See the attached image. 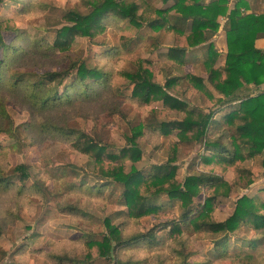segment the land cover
Returning a JSON list of instances; mask_svg holds the SVG:
<instances>
[{
	"label": "rangeland",
	"instance_id": "1",
	"mask_svg": "<svg viewBox=\"0 0 264 264\" xmlns=\"http://www.w3.org/2000/svg\"><path fill=\"white\" fill-rule=\"evenodd\" d=\"M148 3L154 9L162 7L160 0H150ZM70 9L85 13L84 0H11L0 4V23L8 29L3 33L4 41L22 50L15 68L42 73L67 69L71 63L77 66L85 63L88 68H96L106 75L105 87H96V95H91L88 100H74L71 104L47 111H34L17 97L7 95L2 98L18 131L17 140L0 137V144L6 148V155L0 157V166L7 165L10 170L19 165L28 166L27 183L32 184L37 180L43 194L24 197L12 192L0 194V228L3 231L0 237V264H157L166 261L168 251L165 245H161L163 242L152 246L148 243L128 246L116 250V253L114 251L110 257L100 256L98 244L107 234V224L111 228L117 227L122 238H127L136 231L157 230L158 225L178 220L180 213L176 204L167 197H161L157 205L163 208V212L140 219L136 225L122 213L126 209L119 205L121 186L116 185L114 194H111V190L99 194L94 188L111 184L100 169L106 171L109 167H116V164L105 156L102 166H90V158L81 152L75 138L68 141L53 134H42L38 125L48 121L69 131L82 133L85 141L97 143L115 155L128 146L126 138L131 137L133 127H144L154 120L165 123L180 121L185 112L171 110L160 102L146 103L132 97L133 85L123 74L134 73L139 68H147L152 81L162 88L169 79H181L177 85L165 91L189 109H200L204 113L216 109L220 104L217 101L222 97L210 84L203 65L208 44L185 48V54L177 56L172 52L178 47L175 44L177 37L166 26L159 31L145 25L136 29L126 20L105 16L93 29L90 38H76L65 51L54 50L52 46L56 42L57 31L69 25L63 15ZM223 21L220 20L221 27ZM211 43L216 54L213 66L215 69L221 68L226 46L220 31ZM179 46L183 47L185 43L180 41ZM188 76L202 81V92L192 89L186 79ZM74 77L72 70L67 83H74ZM257 91L264 92V84ZM228 113H231V109L216 115L219 126L208 129L209 135L220 138L227 147L231 140L226 134L232 131L225 133L228 125L223 118ZM137 142L141 156L135 163L123 160L125 174L129 173L131 167L145 171L151 166L165 164L171 157V146L177 142L176 132L164 136L146 129ZM175 148L172 166L176 169L177 183H181L194 168L221 176L230 185L229 192L225 187L214 192L217 197L212 200L210 209L213 221L220 222L231 216L242 197L252 201V207L264 216L261 166L264 153L247 157L245 152H241L237 167L250 171L253 176V184L242 189L234 185L233 166L218 162L213 157L209 163L201 162L203 144H178ZM63 167L67 171L69 167H77L75 171L79 176L75 177L69 172L64 175L59 171ZM81 183L88 190L77 187L70 189V186ZM44 189L51 194L48 196ZM226 191L228 196L225 197ZM211 195V191L203 190L194 200L191 210H197ZM60 202L74 204L83 215L60 213L57 206ZM166 231L157 234L162 241L166 239ZM255 234L257 232L253 228L241 224L229 235L227 253L222 257L215 252L207 234L190 228L179 229L178 236L187 242L186 252L190 254L188 262L191 264H243L245 254L252 256V264H264V243L249 252L247 241ZM60 258L70 259L74 263L59 261Z\"/></svg>",
	"mask_w": 264,
	"mask_h": 264
},
{
	"label": "trees",
	"instance_id": "2",
	"mask_svg": "<svg viewBox=\"0 0 264 264\" xmlns=\"http://www.w3.org/2000/svg\"><path fill=\"white\" fill-rule=\"evenodd\" d=\"M5 1L11 0H0V4ZM149 1L84 0L85 13L75 9L64 12L63 18L69 25L57 31L56 42L52 47L54 50L65 51L76 38H90L93 29L105 16L126 20L136 29L145 25L153 31H159L166 26L177 37L175 44L178 47L172 51L177 56L185 54V48L208 44L203 65L210 84L222 97L217 101L220 103L218 107L207 113L196 108L189 109L166 92L177 85L181 79H169L162 88L152 81V75L147 68H139L134 73L123 74L133 85L132 97L146 103L160 102L171 110L185 112L180 121L165 123L154 120L147 126L133 127L131 137L126 138L128 146L120 149L115 155L108 153L105 147L97 143L85 141L84 134L69 131L64 126L46 121L38 125V130L42 134H53L68 141L75 138L77 146L81 147V152L90 158V166H102L105 163L103 158L108 156L116 167H109L106 171L100 169V171H103L104 178L111 184L94 188L99 194L105 190H111V194H114L116 185L121 186L119 205L126 209V212L122 213H125L127 219L133 220L136 225L140 219L157 216L158 212H163V208L157 205L161 197H167L179 210L178 220L158 225L160 227L157 230L151 229L143 233L136 231L127 238H122L117 227L111 228L107 224V234L98 244L101 257H110L114 251L116 253L118 249L136 244L148 243L152 246L163 242L164 244L161 245L167 248L168 258L157 264H191L188 262L190 254L186 252L187 242L183 237L178 236L179 229L190 228L198 233L207 234L215 252L222 257L227 253L229 235L241 224L257 232L247 241L248 248L251 250L249 252H253L264 243V216L259 215L252 207V201L242 197L231 216L220 222L213 221L210 217V209L212 200L217 197L214 192L224 187L229 192L230 185L224 182L221 176L194 168L181 183H177L176 169L172 166V162H174L175 147L178 144H203L204 156L201 157V162L209 163L213 157L218 162L233 166L236 187L247 189L253 184L251 172L238 168L236 163L239 162L242 151L247 157L264 153V92L257 91L259 86L264 84V53L255 46V42L264 36V11L258 16L247 14L249 0H234L231 8V0H160L162 7L157 9L151 7ZM169 2H171L170 5H168ZM221 19L225 20L222 27ZM219 31L224 38L226 54L224 65L215 69L213 65L216 54L211 41ZM5 32H8V29L2 27L0 23V137L17 140V127L2 100L7 95L17 97L21 103L28 104L34 111L42 112L71 104L74 100L86 101L91 95H96V87H105L106 75L96 68H88L85 63L78 66L76 63H71L67 69L42 73L25 72L15 68L14 64L20 58L22 50L4 41L3 33ZM180 41L184 42L185 46L180 47ZM72 70L75 72L74 83L68 84L67 79ZM186 79L192 89L194 88L197 92L203 91L200 79L193 76H188ZM233 103L234 106H232ZM228 109H231V113L223 118L224 123L228 125L225 133L232 131L231 134H226V137L231 140L230 146L227 147L220 138L215 139L209 135L208 129L218 127L219 121L215 119L216 115ZM237 122H239L238 125H236ZM146 129L151 133L160 132L164 136H168L173 131L176 132L177 142L171 146V157L163 165L151 166L145 171L131 167L129 173L125 174L123 160L127 159L135 163L140 158L137 139ZM5 149L0 144V157L6 155ZM261 166L264 178V159L261 160ZM69 168L68 171L66 167L59 168V171L64 175L69 172L75 177L79 176V173L75 171L78 170L77 167ZM28 178L26 165H19L11 170L7 165L0 166V194L12 192L18 197L43 194L37 180L28 184ZM75 187L88 190L83 183L78 186L72 185L70 189ZM45 190L49 196L51 193L47 189L43 191ZM203 190L211 191L212 195L207 197L197 210H191L194 200ZM227 191L225 197L228 196ZM57 206L62 214L83 215L74 204L60 202ZM164 231H166V239L162 241L157 234ZM2 235L3 231L0 228V237ZM2 254L5 256V253ZM251 258L250 254H245L243 264H252ZM63 260L74 263L70 259H59V261Z\"/></svg>",
	"mask_w": 264,
	"mask_h": 264
},
{
	"label": "crops",
	"instance_id": "3",
	"mask_svg": "<svg viewBox=\"0 0 264 264\" xmlns=\"http://www.w3.org/2000/svg\"><path fill=\"white\" fill-rule=\"evenodd\" d=\"M234 0H231L230 8L233 6ZM248 11L247 14H254L256 16L261 15L264 11V0H249L248 1ZM223 20V19H221ZM225 21V20H224ZM223 21V23H224ZM255 46L258 49L264 51V36H261L256 42Z\"/></svg>",
	"mask_w": 264,
	"mask_h": 264
}]
</instances>
